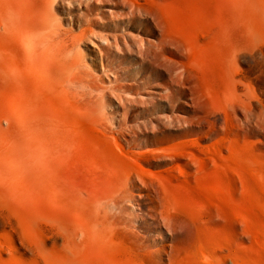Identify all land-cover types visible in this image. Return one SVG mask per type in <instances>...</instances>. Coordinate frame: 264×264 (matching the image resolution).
Returning a JSON list of instances; mask_svg holds the SVG:
<instances>
[{
    "label": "rangeland",
    "instance_id": "374dc122",
    "mask_svg": "<svg viewBox=\"0 0 264 264\" xmlns=\"http://www.w3.org/2000/svg\"><path fill=\"white\" fill-rule=\"evenodd\" d=\"M151 1L94 0L89 12L61 14L74 36L88 28L79 60L102 107L91 117L119 130L154 175L133 188L95 169L89 185L125 190L116 210L148 264L220 249L230 236L240 264H264V0ZM78 168L70 175L84 188ZM168 204L181 212L169 216Z\"/></svg>",
    "mask_w": 264,
    "mask_h": 264
},
{
    "label": "bare ground",
    "instance_id": "6f19581e",
    "mask_svg": "<svg viewBox=\"0 0 264 264\" xmlns=\"http://www.w3.org/2000/svg\"><path fill=\"white\" fill-rule=\"evenodd\" d=\"M94 3L0 0V264H148L116 210L125 190L108 195L89 185L97 171L133 188L154 177L136 164L119 130L91 117L95 104L102 107L89 97L99 86L79 60L88 28L74 36L61 14L78 6L89 12ZM227 64L235 65L232 51ZM102 157L111 168L94 166ZM77 167L84 188L70 175ZM234 237L220 249L200 244L173 264H240Z\"/></svg>",
    "mask_w": 264,
    "mask_h": 264
}]
</instances>
